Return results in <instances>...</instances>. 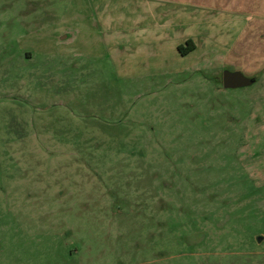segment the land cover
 I'll return each mask as SVG.
<instances>
[{"label": "rangeland", "instance_id": "374dc122", "mask_svg": "<svg viewBox=\"0 0 264 264\" xmlns=\"http://www.w3.org/2000/svg\"><path fill=\"white\" fill-rule=\"evenodd\" d=\"M129 3L0 0V264H264V77L141 56Z\"/></svg>", "mask_w": 264, "mask_h": 264}, {"label": "crops", "instance_id": "0c3cea01", "mask_svg": "<svg viewBox=\"0 0 264 264\" xmlns=\"http://www.w3.org/2000/svg\"><path fill=\"white\" fill-rule=\"evenodd\" d=\"M131 1L127 10L136 17L127 13L123 25L127 21V29L148 30L153 38L150 48H139L141 56L169 53L191 58L198 70H241L250 78L264 77V0ZM140 35L146 38V32ZM71 36L67 32L62 39ZM189 41L193 49L181 52L179 46Z\"/></svg>", "mask_w": 264, "mask_h": 264}, {"label": "water", "instance_id": "95a60500", "mask_svg": "<svg viewBox=\"0 0 264 264\" xmlns=\"http://www.w3.org/2000/svg\"><path fill=\"white\" fill-rule=\"evenodd\" d=\"M257 80V77L250 78L241 70L225 69L223 72V86L226 88H237L250 85Z\"/></svg>", "mask_w": 264, "mask_h": 264}, {"label": "trees", "instance_id": "16d2710c", "mask_svg": "<svg viewBox=\"0 0 264 264\" xmlns=\"http://www.w3.org/2000/svg\"><path fill=\"white\" fill-rule=\"evenodd\" d=\"M193 47H194L193 42L189 41L187 46H179V49L181 52L186 53L190 51L191 49H193Z\"/></svg>", "mask_w": 264, "mask_h": 264}]
</instances>
